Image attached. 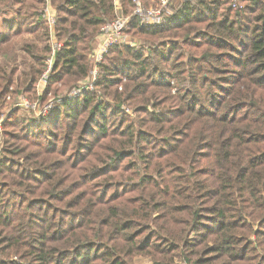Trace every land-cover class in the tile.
I'll list each match as a JSON object with an SVG mask.
<instances>
[{"label": "trees", "instance_id": "obj_1", "mask_svg": "<svg viewBox=\"0 0 264 264\" xmlns=\"http://www.w3.org/2000/svg\"><path fill=\"white\" fill-rule=\"evenodd\" d=\"M175 1L0 0V264H264V2Z\"/></svg>", "mask_w": 264, "mask_h": 264}, {"label": "built area", "instance_id": "obj_2", "mask_svg": "<svg viewBox=\"0 0 264 264\" xmlns=\"http://www.w3.org/2000/svg\"><path fill=\"white\" fill-rule=\"evenodd\" d=\"M135 8L133 10L134 14H143L144 23L148 26H157L161 23L165 14L170 12L168 8L167 0H160L156 8L145 9L139 5L138 0H133ZM47 21L52 22V18L47 16ZM124 20L117 18L111 24L104 26L98 36V43L96 49H94L91 60L93 63V69L88 78V87H84L83 92L92 91L93 84L95 83L98 75L96 66L103 60L104 56L107 54L108 50L112 46H133L134 43L123 33ZM73 98V97H68Z\"/></svg>", "mask_w": 264, "mask_h": 264}, {"label": "rangeland", "instance_id": "obj_3", "mask_svg": "<svg viewBox=\"0 0 264 264\" xmlns=\"http://www.w3.org/2000/svg\"><path fill=\"white\" fill-rule=\"evenodd\" d=\"M264 2V0H262ZM139 2V5L142 6L140 4V1L138 0ZM167 3L169 5V7L171 8L172 6L170 5V3L173 5L174 3H176L175 0H167ZM153 2L150 4L152 5ZM143 7V6H142ZM157 5H155L154 7H150L148 9H151V8H156ZM235 8V7H234ZM52 11L50 12L49 9L46 10V15L48 17L51 16ZM10 15L7 16V19H10ZM51 18V17H50ZM36 19L33 20V22L35 21ZM42 20V19H41ZM40 20V24L43 25V20L41 21ZM0 31L2 32H5L4 28L1 27V23H0ZM42 34V31L40 30L38 35L41 36ZM34 34L33 33H23L21 34L20 36H17V35H14L12 34L11 35V38L10 40L6 43V44H9L8 46H11L12 47V50L7 52L5 56H3L2 58V62H5L7 61L8 65L11 67V66H17L20 70L23 69V66L24 64L26 63V59H27V55H25L22 50H21V47L27 42V41H30V40H33L34 39ZM132 42H136L138 44H140V41H138L136 38L132 37V36H127ZM5 44V45H6ZM35 44L36 46H38L40 48V50L42 49L41 47L44 46L45 44H49V40L48 39H42V40H39L38 42L35 41ZM137 44V45H138ZM95 49H96V46H95ZM13 58H15V62H12L11 60H13ZM90 63H92V60L90 59ZM92 66L93 63H92ZM90 76V75H89ZM90 84L88 82V80H85V81H82V82H78L76 84V87L72 90L71 93H69L67 95V98L68 97H73V98H76L78 96H80L82 93H83V89L84 87H88ZM43 84L42 82L39 83L38 87H37V90L39 92H41V90L43 89ZM93 90V89H92ZM87 92H90V91H87ZM48 104H53V101L50 100L48 101ZM35 105L36 104H32L30 101L24 99V98H20V106H21V111L18 113L20 116H30L31 115H34V116H38L40 111L39 110H42L43 109V112L46 111V108H39L38 110H35ZM17 109V108H16ZM33 110V111H30V110ZM8 111V109H4L3 111L1 110L0 111V125L2 123H4L5 121H7V117H2V112L4 114H6ZM135 264H149V261L145 258H137L135 259Z\"/></svg>", "mask_w": 264, "mask_h": 264}, {"label": "crops", "instance_id": "obj_4", "mask_svg": "<svg viewBox=\"0 0 264 264\" xmlns=\"http://www.w3.org/2000/svg\"><path fill=\"white\" fill-rule=\"evenodd\" d=\"M116 4H117V0H116V2H115ZM51 16H52V14H51Z\"/></svg>", "mask_w": 264, "mask_h": 264}]
</instances>
